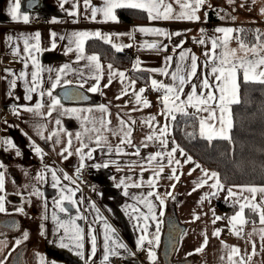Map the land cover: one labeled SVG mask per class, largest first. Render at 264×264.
Returning a JSON list of instances; mask_svg holds the SVG:
<instances>
[{"label":"crops","instance_id":"crops-1","mask_svg":"<svg viewBox=\"0 0 264 264\" xmlns=\"http://www.w3.org/2000/svg\"><path fill=\"white\" fill-rule=\"evenodd\" d=\"M28 1L30 0H20L21 14L27 15L28 18L43 16L46 20L44 25L31 24L29 19L27 23H24L23 20L13 21L8 15L11 0H0V103L7 109H16L17 113H19L16 116L15 123H0V153H3L0 159L4 162L7 161L8 154L6 150L10 147L4 144L3 141L11 140L20 153L23 151L24 164L28 165L29 169H34L44 179H37V175L35 180L28 184V206H25L28 210V215L24 216L22 213L15 214L11 212L4 215L0 212V222L6 231L4 235H1L2 238L15 237L9 247L7 246L3 250L0 249V260H4L5 264H85V260L77 256L74 249L59 247L61 238L64 236V229L59 228L57 222L53 220V215L55 214L60 220L65 221L77 215L82 217V219L75 220V223L82 230L84 237L82 241L84 248L82 251L86 258L92 251L91 237L94 236L96 238V252L95 255L91 256L89 264H115L108 260H103L105 254V225L111 226L115 230L112 235L114 239H117L118 243L126 245L127 251L125 249H116L118 255L109 256L119 258V264H150L147 255L150 247L156 254L155 264H162L160 260V243L164 229L162 230L160 227L158 245L149 246L145 242L138 249L136 241L142 234L140 225L144 221L142 219H134L133 217H138L140 214L133 212L132 207L129 206H135L141 212L147 214V208L143 204L138 203L133 197L146 196L149 191H154L164 198L162 209L164 216L161 217L159 215L161 211L159 201L155 196L149 197L155 205L157 220L162 222L169 217L173 207L183 204V195L185 191L189 190L188 197L190 201L186 203L188 209L183 211L192 224L187 237L189 235L188 238L194 239L199 235L200 243L198 244L199 248H194L191 255L189 254L183 260H189L190 264H229L228 254L232 247H237L240 249V256L234 257L237 261H239L240 257H243L245 264H264V240L261 239L260 232L264 225L259 223V216L256 214V222L244 224L241 234L237 236L230 230L231 226L229 225V218L235 213L228 218H224L222 212L215 206L217 200L226 201V197H228L227 190L232 186L224 187L222 191H217L214 196L211 193L216 190L209 187L213 181H208V184L203 187L196 188V183L194 182H199L202 176L201 169L197 168L191 175H188L189 171L195 167V162L185 163V159L178 152L176 153V159L181 161L180 165L173 163L172 166H168L167 156L163 160H159V162L153 161L152 164H149L146 159L157 151L166 152L173 146L170 134L166 137L169 141L167 149H164L158 140L146 141L148 135L154 131H157L158 134V129L165 124L169 125L170 132L172 121L171 117L166 120L165 116L161 114L163 109V89L154 91L151 86V79H156L158 82L169 85L172 83L171 76L150 70L164 68L165 57L171 56L173 60L167 69L170 73L175 70V64L179 62L180 52L182 50H190L184 63L190 66L191 56L194 55L197 58V76L193 78L192 83L199 85L205 73H210V69H206L204 66L205 53L212 51L213 38H222L224 35L216 32L217 28L232 29L235 32L238 27L254 25L261 29L262 41H264V13L261 11L264 9V0H250V10L245 12L246 17H242L240 8L244 0H206L205 4L197 12L199 17L197 21L163 19L149 21L147 14L144 12L146 21L135 23L100 22L103 21V16L100 14L97 15L96 20H93L91 8L102 7L103 0H89L87 7L84 0H36V11H28L26 9ZM214 9L216 10L215 13L208 15L209 11ZM174 11H179L178 5H174ZM70 12H75L76 15H70ZM210 18L217 19L215 21L216 25L210 32H206L210 26ZM139 27L161 28L169 33L179 32L181 35L168 39L138 31L133 32L134 29ZM201 30H203V33ZM97 31L109 36L110 42L108 44L115 51L117 50L113 47V44L132 45V47L128 48L134 51V64L139 61L138 68L140 70L134 69L133 66L131 68H123L111 65L113 69L125 72L127 77L125 83L129 80L136 81V92L140 88H145L142 99H146L150 106L144 107L143 103L136 104L131 88L128 95L122 96L121 99H116L123 87L119 77L114 78L108 87H103L104 84L108 83L107 66L110 63L103 62L100 58L99 62L103 66V77L100 82L101 90L95 93L88 91V88L95 83L93 79L89 78L92 74L87 67L89 62L86 59L77 60L76 45L69 42V37L74 32L94 33ZM233 32L230 34L232 37ZM36 33L40 34V51H36L34 47L37 44ZM53 33L56 35L53 36ZM128 33H132V36L127 35ZM61 37H64V39H61ZM202 38L205 39L204 44L198 42ZM92 39L98 40V38L93 37L84 41V54L86 56L97 55L85 51L86 42ZM25 40H27L29 51L35 57L40 68L44 69L39 73V88L36 92L31 93V100L25 99L28 95L26 89L32 84L31 74L36 71V68L33 65V60L28 58V53L25 52ZM99 40L105 42L103 39ZM145 42H159L163 46V50L157 51L156 49L141 47ZM181 42H183L182 47L176 48L174 52L173 47L180 45ZM53 43H55V47L52 46ZM68 48L73 50L66 54ZM229 49L236 50V59L245 57L240 44L234 39L229 42ZM259 54L264 55V50H260ZM248 56L250 57L251 53H248ZM25 63L28 65L27 68L24 66ZM64 65H68L70 70L61 74V85L63 86L58 85L53 90V95L57 96L61 101V107L53 111L51 116H48L47 105L50 102V98L46 94L41 96L39 93L40 91L46 93L51 90V82L55 80L58 70L63 68ZM48 69H52V71L49 72ZM21 72L25 73L22 78L20 77ZM133 74H138L139 77L135 78ZM239 76L243 79L242 72L238 73ZM209 78L211 79V76ZM13 79L16 81L14 88L11 87ZM65 80L72 83L64 85L63 81ZM82 82L84 83L83 88L78 86ZM64 88H76L90 99L65 103L60 95V91ZM190 92L191 86L189 84L185 86V93ZM217 95L219 94L217 93ZM181 98L186 99V95ZM38 101L45 104V107L40 109L42 115H36L33 112L24 110L27 107L34 108ZM100 105L107 106L110 115L101 113L98 110ZM73 109H92L93 111L90 113L66 111ZM187 111L188 113L198 114L201 117L208 115L207 112L196 113L194 108H188ZM178 114L176 113L175 116ZM82 116H89L96 120L104 116L105 119L111 121L109 128L114 130H118L121 127L118 117L123 118L132 129L130 139L133 146H129L127 143L120 144L119 135L114 136L111 131H105L103 135L107 137L108 144L113 146V151L108 152L107 145L98 147L94 139L92 141L87 139L88 135L94 137L95 133L84 135L83 140L89 145L88 148L83 149L84 153H87L89 148L95 149L92 152L91 159L85 158V167L94 173L98 186L94 190L79 194L76 184L73 182L72 173L80 165V156L76 153V149L80 147L81 141L76 138V134L84 133L83 121L78 118ZM153 116L156 119L152 122L151 128L147 123H142L145 118ZM57 119L60 120V125L56 124ZM87 127L91 128L92 125L87 124ZM97 127H99L98 124ZM61 128L63 131H61ZM53 132L58 133L60 143H55L56 136H53L51 140L47 139ZM41 136L44 138H41ZM70 138L72 144L69 151L72 152V155L69 156L67 152L61 155ZM145 142L147 147L144 146ZM33 145L39 147L42 153L46 154L47 158L44 162H41L39 155L37 158H33V152H35ZM117 145L124 149L123 153H116L115 147ZM137 148L140 151L139 156L132 154L136 152ZM65 156H67V159L64 158ZM112 161H115V163H112ZM105 162L109 164L107 168L101 167L97 169L93 167L95 164H103ZM160 164L165 166L164 171L160 174L157 186L154 189L149 188L147 181L149 178L154 177V173L159 170ZM45 166L57 171V177L60 180V184L57 187H53L54 182L51 172L46 171ZM172 167L177 168L176 175L180 176L178 181L168 178L172 175ZM65 175L70 179L65 180ZM121 179H124L127 185L141 183V187H128V195H124V186L117 187ZM173 184H175L174 188L171 187ZM34 185L38 190L37 192L42 193V195H37L36 202H33L31 197V188ZM61 187L72 189L75 192L72 198L77 201L75 206L65 202L64 206L68 209L67 215L60 212L54 203L59 198L58 188ZM194 188H196L195 191H193ZM237 191V188L233 187V192ZM169 192L171 196L166 195ZM66 194L70 195L71 193L66 192ZM206 194H208L207 198L201 202V198ZM244 195L249 194L244 193ZM260 198L258 194L257 201ZM11 199V203L19 204L21 202L20 198L13 194ZM232 199L234 197L229 198L226 202L232 204ZM176 200L179 204H176ZM93 204L95 208L92 207ZM235 207L236 211H238V206ZM33 209L36 210L33 211ZM213 213H215V216L222 217V219L213 223L215 218ZM194 214L199 219H195ZM13 223H15V227H12ZM147 223L149 239H151V234L156 233L157 225L151 218ZM237 227L240 226L237 225ZM217 230H220V234L219 236H214L213 233ZM42 231L43 235H41ZM25 232L28 233L27 240L22 237ZM89 232H91V236ZM186 232L187 227L181 235ZM222 234H226L227 237L222 238ZM205 238H207L206 246L203 247L202 251L197 252L196 250L204 245ZM17 240L21 241L19 245L16 244ZM63 242L70 244L71 247L68 239H64ZM253 245H255V251L253 250ZM109 246H111V242H109ZM18 252L19 259L13 258ZM31 253L38 255L40 260L32 262ZM5 257H7L6 260Z\"/></svg>","mask_w":264,"mask_h":264},{"label":"snow or ice","instance_id":"snow-or-ice-1","mask_svg":"<svg viewBox=\"0 0 264 264\" xmlns=\"http://www.w3.org/2000/svg\"><path fill=\"white\" fill-rule=\"evenodd\" d=\"M206 0H103V6L102 7H92L91 8V17L93 20H96V17L98 14L103 16V21L100 22H119L117 20L116 10L117 9H136L143 11L147 14V17L149 21L154 20H189V21H197L199 20V17L197 16V12L201 9L202 5H204ZM85 6L87 7L89 5V0H84ZM174 5L179 6V11H174ZM21 5L20 0H11L9 4L8 9V15L11 17L13 21L23 20L24 23L28 22V16L22 15L20 11ZM262 13H264V9L261 10ZM70 15H76L75 12H70ZM205 15H207L205 13ZM140 32L144 34H152L158 37H166L168 39H171L173 36H179L181 33H169L161 28H148V27H139L137 29H134L133 32ZM218 33H223V37H216L212 39V51L205 53V61L204 66L206 69H210V73L206 72L203 80L197 85L196 83H192L193 78L197 76V67H198V61L197 58L192 55L191 56V63L190 66L186 65L184 61L186 58H188L189 51L190 50H182L179 54V62L175 64V70L172 72H168L167 69L169 67V64L172 62L173 57L167 56L165 57V67L161 69H152L150 71L153 72H159L162 75H170L172 83L169 85H166L162 82H158L156 79H151V86L154 91H160L163 89L164 95L162 96V103H163V109L161 114L165 116V119L167 120L169 117H171L172 120H175V114H183V115H189L187 109L188 108H194L196 113L201 112H207L208 115L206 117L197 116V119L199 120V135L202 139H206L209 142H211L214 139H222L229 141V143L232 142L231 140V131L233 128V121L231 118V110L230 106L236 103H239V83H238V73H243V79L245 82H256L260 84H264V55H260L259 51L264 50V41L261 40V35L259 32L256 34V43L255 44H246L243 40L239 41L240 48L244 51L245 57L242 59H236V50L235 49H229V42L232 39H237L236 37H232L230 34L233 32L232 29L227 28H217L215 30ZM203 33V30H201ZM39 33H36V40L37 44L34 45L36 51H40L39 47ZM53 36L56 34L53 33ZM115 35V34H113ZM130 37L132 36V33H128ZM98 38L103 39L106 43L109 41V36L106 34H103L99 31L90 33V32H74L71 34V37H69L70 43H75L76 45V51H77V60L86 59L89 63L87 67L91 70L92 74L89 76L90 79H93L95 83L88 88V91L90 92H98L101 90V79L103 77V66L99 62V57L97 55H90L86 56L84 54V41L89 38ZM10 39V38H9ZM61 39H64V37H61ZM201 44L205 43V39L202 38L198 41ZM182 43L180 45H175L173 47V51L175 52L176 48L182 47ZM55 47V43L52 45ZM113 47L116 48L117 51H121L123 48L126 47H132L131 44H125V45H118L113 44ZM141 47H146L148 49H156L157 51L163 50V46L159 42H145ZM72 48H68L66 50V54L69 51H72ZM25 52L28 53V58H31L33 60V65L36 68V71H33L32 76V84L30 87H28L27 93L28 95L25 97L27 100H31L32 96L31 93L36 92L39 88V73L43 71L44 69L40 68L38 62L36 61L35 57L32 55V53L29 51V46L27 40H25ZM248 53H251V56H248ZM15 54V53H14ZM139 61H137L133 68L136 70H140L138 68ZM25 68H27V63H25ZM108 68V83L104 84L103 87H108L114 78L119 77L121 84H122V90L120 95L116 97V99H121L122 96L129 94V89L131 88L132 95L135 97L136 104L143 103L144 107H148L149 102L146 99H142V94L145 92V88H140L138 92L135 91V80H129L127 83L125 81L127 80L125 72L113 69V66L109 64L107 66ZM69 66L64 65L63 68L59 69L57 72V75L55 77V80L51 82V90H48L46 93L44 91H40V95L44 96L45 94L50 98V102L48 103V116L52 115V112L55 111L57 108L61 107V101L57 96L53 95V90L57 88L58 85H61L62 76L61 74L69 71ZM49 72L52 71V69H48ZM25 75V73L21 72L20 77L22 78ZM211 76V79L209 78ZM72 83L71 81H63L64 85ZM191 86V92L185 93V86L189 85ZM16 86V81L13 79L11 81V87ZM63 86V85H61ZM79 87L83 88L84 83H80L78 85ZM217 93L219 95H217ZM186 95V99H182V96ZM82 99H87V97H84L83 95L80 96ZM45 107V104L41 102H37L35 107H27L24 110L33 112L36 115H42L40 112V109ZM98 110L101 113H104L105 115H110L108 112V107L105 105L98 106ZM66 111H72V112H92V109H82V110H66ZM19 114V113H15ZM79 119H82V127L84 128V133H77L76 138L81 141L80 147L76 149V153L80 156V165L77 169V172L82 170L85 167V158L91 159L92 158V152L95 151L93 148H89V151L87 153H84L83 149L88 148V143L84 142L83 137L84 135L88 133H95V136L88 135L87 139L89 141H92L94 139L96 145L98 147H103L104 145H107L108 152L113 151V146L111 144H108L107 137L103 135V132L105 131H111L114 136L119 135L120 136V144L127 143L129 146L132 145V141L130 139L131 137V127L128 125V123L123 119L118 117L120 122V128L118 130H114L109 128V125L111 123L110 120L105 119L104 116H102L99 120H96L94 118H90L89 116H82L78 117ZM155 117H148L145 118V120L142 121V123H147L149 127H152V122L155 121ZM134 123V121H133ZM56 124L60 125V120H56ZM87 124H91L92 127L88 128ZM97 124L99 127H97ZM127 129V131H125ZM61 131L63 129L61 128ZM169 125L165 124L163 127H160L157 131H154L152 134L148 135L146 137V141H153L158 140L160 145L164 148H168L169 141L167 140V135H169ZM70 135V134H69ZM53 136H56L57 139L55 140V143H60V139L58 136V133L53 132L51 135L47 137V139L51 140ZM188 136L191 138L194 136L193 133H189ZM41 138H44L41 136ZM4 144L8 145V147H15L13 145L11 140H5L3 141ZM72 141L71 138L68 140L67 146H65L61 152V155H63L64 152H67L69 156L72 155V152L69 151L71 147ZM173 146L170 150L163 152V151H157L155 154L148 156L146 159L149 164H152L153 161L159 162V160H163L165 156H167V165L172 166L173 163L176 165H180L181 161L179 159H176V153L178 152L180 156L185 157V163H194L192 156L187 155L182 148H180L178 145L175 144V141H172ZM145 147H147V143L144 144ZM34 150L37 155L42 154V150L33 145ZM115 151L117 154H121L124 152V149L117 145L115 147ZM133 155H140L139 148H137L135 153H132ZM17 155H19V152H17ZM67 159V156L64 157ZM112 163H115V161H112ZM109 166L108 162H105L103 164H95L93 167L99 169L101 167L107 168ZM3 165L0 164V168H2ZM164 165H159V170L154 173L153 178H149L147 181V184L149 188H155L158 183V179L160 177V174L164 171ZM201 169L202 176L199 180V182L196 183V188L203 187L205 184H208V181H213L209 187L216 190L211 195H216L217 191H222L224 189V185L220 180V175L216 171H209L207 169L202 168V166L199 163H195V167L191 169L188 173V175H191L195 169ZM45 170L51 172L52 180H53V187H57L60 184V180L57 177V171L52 170L51 168H48L45 166ZM142 170H144L142 168ZM172 175L168 178L170 180H179L180 176L176 175L177 168L172 167L171 168ZM37 179H44L43 176L39 175L37 176ZM65 180L70 179L67 175L64 176ZM131 179V178H129ZM121 185L124 186V195H128L127 188L128 187H141V183H133L131 185L125 184L124 179H121L117 187H120ZM171 187H175V184L171 185ZM233 187L237 188V192H233ZM196 188L193 189V191L196 190ZM4 190V175L3 173H0V192H3ZM78 190V189H77ZM228 197H226V201L229 198L232 199V205L238 206V211L235 212V214L229 218V225L231 226V229L234 234L239 236L242 232V226L247 223V219L244 215L245 210L249 209L252 212L256 213L259 216V223L261 225H264V186H255V185H234L232 187L228 188ZM59 192V198L55 200V207L60 211L68 214V209L64 206L65 202L68 204H71L73 206L76 205L77 201L73 200V196L75 195V192L68 188L65 189L63 187L58 188ZM67 193H71L66 194ZM244 193H248L249 195H244ZM37 195H42V193H35ZM191 194V193H189ZM260 195V200L257 201V195ZM167 196H171V193H167ZM159 201V204L161 206V211L159 215L162 217L164 216L163 212V205H164V198H162L158 193L154 191H149L146 196L142 197H133V199L137 200L138 203L143 204L147 208V214L140 211L139 208L135 206H129L132 207V211L139 213L140 215L138 217H133L137 220H143L144 223L140 225V230L142 234L136 241L137 248H141L145 242L149 246H155L159 244L160 236V221L157 220V217L155 215V205L153 202L149 199V197H153ZM208 194H206L204 197L201 198V202H203L207 198ZM4 196L0 195V212H4ZM93 208H95V205H92ZM18 211L22 212L23 209H18ZM79 211V210H78ZM213 223H215L218 220H221L222 217L215 216ZM151 218L152 221L156 222V233L151 234V239H149V233H148V220ZM82 219L81 216L77 215L74 218H69L68 220H60L58 216L55 214L53 215V220L57 222V225L59 228L64 229V236L61 238V243L59 244V247L62 248H70V250H75V254L79 256L81 259L85 260V264H89V261L91 260V256L95 255L96 252V238L94 236L91 237V243H92V251L91 254L86 258L84 252L82 249L84 248L83 244V235L82 230L79 228L75 220ZM195 219H199V217H195ZM239 225L240 227H237ZM12 227H15V225H12ZM43 227V226H42ZM105 238H104V249L105 254L103 257L104 261H107L109 259V256H115L118 255V252L116 249H125L127 251L126 245L123 243H118L117 239L113 238L112 233L115 231L111 228V226L105 225ZM261 232V239L264 240V228L260 229ZM43 231L41 232V235H43ZM220 230H217L213 233L214 236H219ZM89 235L91 236V232H89ZM25 240L28 238V233H24ZM64 239H68L71 243L66 244L63 242ZM21 241L17 240L16 244L19 245ZM109 242H111V246H109ZM0 243H3V241H0ZM207 244V238H205L204 245L201 246L200 249H197L196 251H202L203 247H205ZM253 250L255 251V245H253ZM148 259L150 261V264H155L156 261V254L152 250V247H150L147 251ZM191 255V253H190ZM240 256V249L237 247H232L229 254H228V262L229 264H245V261L243 257H240L239 261L234 259V257ZM7 257H5V260ZM43 260V258H41ZM223 259V257H222ZM251 259V257H249ZM0 264H5L4 260H0Z\"/></svg>","mask_w":264,"mask_h":264},{"label":"trees","instance_id":"trees-1","mask_svg":"<svg viewBox=\"0 0 264 264\" xmlns=\"http://www.w3.org/2000/svg\"><path fill=\"white\" fill-rule=\"evenodd\" d=\"M215 9L209 11L208 15L215 13ZM117 19L120 23L145 22L146 14L136 9L116 10ZM217 19L210 18L211 30L216 25ZM259 32L261 40L263 35L257 26H241L233 32V37L239 43L243 40L246 44L256 43V34ZM85 51L95 53L101 61L113 64L117 67L131 68L134 64L133 57H125L121 51H115L108 43L101 40H88ZM138 78V74H133ZM239 103L231 105V118L233 128L230 133L232 142L214 139L209 142L199 135L198 114H178L171 121L170 136L175 144L184 150L187 155L192 156L195 163L209 171H216L224 187L234 185L264 186V84L256 82H245L240 76ZM193 133V137L188 134ZM3 153H0V157ZM178 197V196H177ZM177 199V198H176ZM176 204L177 203L176 200ZM224 218L236 212L232 204L217 200L215 204ZM178 208V206L176 207ZM247 223L256 222V213L249 209L244 213ZM164 222L160 224L164 229ZM18 254L13 258L19 259ZM190 258V257H189ZM161 260V258H160Z\"/></svg>","mask_w":264,"mask_h":264},{"label":"rangeland","instance_id":"rangeland-1","mask_svg":"<svg viewBox=\"0 0 264 264\" xmlns=\"http://www.w3.org/2000/svg\"><path fill=\"white\" fill-rule=\"evenodd\" d=\"M241 12L242 17H246V13L248 10H250V0H244L242 2ZM241 16V15H240ZM16 111V109H14ZM17 113V111H16ZM17 116V114H16ZM8 157L7 161L4 162L0 159V164L3 165L2 168H0V173H3L4 175V190L1 192V195L4 196V208L5 211L1 212L4 215L11 213H22L24 216L28 215V210L26 209V205L28 204V184H30L31 181L35 180V177L38 175L37 172L34 169H29L28 165L24 164L23 162V151L20 153L19 149L17 147H10L6 150ZM17 152H19V155H17ZM36 152H33V158H37ZM183 157V156H182ZM185 159V157H183ZM37 189L35 188V185L31 188V197L32 201H37ZM189 190L185 191L183 195V204H179L177 211H178V217L179 221L183 226L187 227V232L179 238L178 246L173 254L172 260L173 261H182L183 258L188 256L194 248L198 247V244L200 243V236L197 235L194 239H190L187 237V234L190 232V228L192 224L190 223V220L184 215V210H187L188 207L186 203L190 201V198L188 197ZM15 195L18 196L21 200L19 204L11 203L12 199L11 196ZM28 206V205H27ZM23 209L22 212L18 211V209ZM36 209H33L35 211ZM196 217L197 215L194 214ZM15 225V223H13ZM6 231L3 229L2 224L0 222V241H3V243H0V249H4L7 246L11 244V242L15 239V237L10 238H2L1 235H4ZM24 237V235H22ZM199 248V247H198ZM32 255V262H37L39 259L38 255L31 253ZM184 261V260H183ZM15 262V261H14Z\"/></svg>","mask_w":264,"mask_h":264},{"label":"water","instance_id":"water-1","mask_svg":"<svg viewBox=\"0 0 264 264\" xmlns=\"http://www.w3.org/2000/svg\"><path fill=\"white\" fill-rule=\"evenodd\" d=\"M36 0H30L26 3V9L28 11H36L35 6ZM60 95L63 98V102H80L89 100L90 98L85 96L80 90L76 88H64L60 91ZM83 95L87 99H82L80 96ZM186 230L178 218L176 207L171 209L169 217L164 222V230L161 236L160 243V258L162 264H190L189 260L173 261V254L178 246L179 238L181 234Z\"/></svg>","mask_w":264,"mask_h":264},{"label":"built area","instance_id":"built-area-1","mask_svg":"<svg viewBox=\"0 0 264 264\" xmlns=\"http://www.w3.org/2000/svg\"><path fill=\"white\" fill-rule=\"evenodd\" d=\"M45 17L40 16V17H35L32 16L29 18V23L35 24V25H44L45 23ZM206 32H210V30H206ZM121 53L125 57H133L134 56V51L131 48H123L121 50ZM16 111L13 108H5L1 103H0V123L4 122H11L15 123L16 122ZM40 156L41 162H44L46 160V154L42 153ZM77 167L75 171L72 173V179L73 182L76 184V187L78 189L79 194H84L88 191L94 190L98 186V181L95 179L94 173L90 170L84 167L82 170L77 172ZM226 234H222V238H226ZM109 262H113L115 264L120 263L119 258H112L109 257L108 259ZM51 264V263H48Z\"/></svg>","mask_w":264,"mask_h":264}]
</instances>
